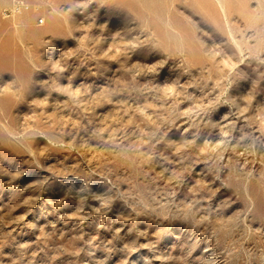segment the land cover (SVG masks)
Listing matches in <instances>:
<instances>
[{
	"label": "rangeland",
	"instance_id": "1",
	"mask_svg": "<svg viewBox=\"0 0 264 264\" xmlns=\"http://www.w3.org/2000/svg\"><path fill=\"white\" fill-rule=\"evenodd\" d=\"M23 1L0 264H264V0Z\"/></svg>",
	"mask_w": 264,
	"mask_h": 264
},
{
	"label": "built area",
	"instance_id": "2",
	"mask_svg": "<svg viewBox=\"0 0 264 264\" xmlns=\"http://www.w3.org/2000/svg\"><path fill=\"white\" fill-rule=\"evenodd\" d=\"M27 4L23 0H12L11 7L6 10L7 16H13L15 14L22 13L23 11L28 10Z\"/></svg>",
	"mask_w": 264,
	"mask_h": 264
},
{
	"label": "bare ground",
	"instance_id": "3",
	"mask_svg": "<svg viewBox=\"0 0 264 264\" xmlns=\"http://www.w3.org/2000/svg\"><path fill=\"white\" fill-rule=\"evenodd\" d=\"M43 23V21H41Z\"/></svg>",
	"mask_w": 264,
	"mask_h": 264
}]
</instances>
